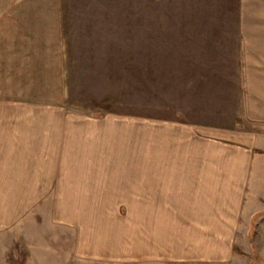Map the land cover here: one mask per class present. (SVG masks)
Returning a JSON list of instances; mask_svg holds the SVG:
<instances>
[{
    "label": "rangeland",
    "instance_id": "rangeland-1",
    "mask_svg": "<svg viewBox=\"0 0 264 264\" xmlns=\"http://www.w3.org/2000/svg\"><path fill=\"white\" fill-rule=\"evenodd\" d=\"M60 7L69 54L65 105L80 120H101L112 127L106 130L112 141L97 150L115 153L113 159L119 160L107 162L109 167L122 168L132 162L126 158L139 153V163L151 159L163 151L170 126L176 132L173 126L183 122L259 134L264 149V121L246 113L239 81H233L241 56L238 26L248 24L247 12L254 5L250 9L241 0H61ZM235 182L241 207L231 210L226 202L222 208L226 217L232 215V233L208 229L202 233L211 239L207 248L186 239L187 247L179 245L170 256L150 243L151 209L128 208L122 200L100 202L99 195L97 206L114 207L91 208L96 218L91 215L95 221H88L81 202L54 207L64 194L33 193L30 207H25L29 194H13L17 216L0 220V264H264V152L254 153L247 175ZM8 208L1 205L6 215ZM82 219L90 228H83ZM137 222L140 238L151 244L144 247L145 258L137 245L116 254L90 248V237L99 231L106 237V224L112 225L108 235L116 244L120 231Z\"/></svg>",
    "mask_w": 264,
    "mask_h": 264
},
{
    "label": "crops",
    "instance_id": "crops-1",
    "mask_svg": "<svg viewBox=\"0 0 264 264\" xmlns=\"http://www.w3.org/2000/svg\"><path fill=\"white\" fill-rule=\"evenodd\" d=\"M241 1L255 9L247 12L248 24L238 26L241 56L234 65L239 72L230 79L239 81L246 113L264 121V0ZM60 4L61 0H0V220L17 216L13 194H29L25 207H30L31 194L55 192L65 199L59 195L54 207L62 209L63 201L81 202L88 221H95L91 215L96 218L91 208L114 207L97 206L99 195L100 202L122 200L128 208L151 209L150 243L154 250H167L168 256L179 245L186 248V239L204 242L207 248L211 239L202 233L207 235L208 229L218 235L232 233V215L226 217L222 208L226 202L231 210L241 207L235 200L241 191L239 186L235 189V179L247 175L255 152H264L256 138L259 134L183 122L173 126L176 132L170 126L163 151L151 159L139 163V153L126 158L132 162L122 168L109 167L107 162L119 160L113 159L115 153L97 150L112 141L113 135L106 131L112 127L101 120H80L65 105L69 54ZM2 204L9 207L7 215ZM85 219L83 228H90ZM193 223L204 231L193 230ZM140 226V222L129 224L114 244L108 223L106 237L103 231L90 237V248L116 254L137 245L140 258H145L144 247L151 244L140 238ZM178 252L188 257L185 249Z\"/></svg>",
    "mask_w": 264,
    "mask_h": 264
}]
</instances>
